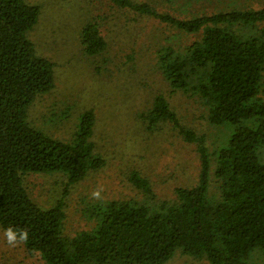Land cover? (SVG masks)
Listing matches in <instances>:
<instances>
[{"label":"trees","instance_id":"obj_1","mask_svg":"<svg viewBox=\"0 0 264 264\" xmlns=\"http://www.w3.org/2000/svg\"><path fill=\"white\" fill-rule=\"evenodd\" d=\"M105 4L118 11L120 21L129 20L83 21L79 53L88 64L97 59L90 68L110 79L112 70L101 67L116 66L122 44L137 64L134 20L164 24L171 36L160 33L151 63L167 82V93L186 100L179 110L188 109L197 121L180 116L203 132L183 124L164 94H156L138 118L149 135L168 127L187 143V156L197 154L195 183L176 186L163 198L155 192L161 182L132 170L124 184L135 196H88L85 203L77 192L108 165L95 136L97 117L93 109L79 113L67 142L29 122L34 101L54 89V64L31 41L38 7L0 0V234L8 227L26 229L28 241L19 243L18 254L32 264H167L177 256L192 264H264V0ZM189 37L194 39L186 43ZM112 152L121 160L119 151ZM33 176L44 180L35 183ZM42 188L45 200L38 198ZM73 198L86 204L81 229H70L76 223L68 228Z\"/></svg>","mask_w":264,"mask_h":264},{"label":"rangeland","instance_id":"obj_2","mask_svg":"<svg viewBox=\"0 0 264 264\" xmlns=\"http://www.w3.org/2000/svg\"><path fill=\"white\" fill-rule=\"evenodd\" d=\"M24 1L39 9L38 22L30 34L34 40H31L34 48L39 56L54 64V89L48 95L40 96L34 101L29 110V122L50 137L67 142L77 131L79 113L93 109L97 117L94 123L95 136L100 146V154L107 158L108 165L83 183L85 187L77 192L78 196H85L86 201H83L86 203L88 196L91 198L92 191L98 186L104 189L100 199L103 201L135 196L136 190L131 189L129 184L127 186L124 184L132 170H139L143 174L146 172L161 182V185L155 187V192L163 198L170 197L176 186L195 183L192 179L197 177L199 166L197 154L191 152L187 156L183 148L187 143L184 144L173 136V130L170 131L168 127H158L149 135L140 127V124H144L138 118V113L156 94H164L178 116L188 115V120H191L192 115L188 109L183 107V111L179 110V103H186V100L167 93V82L151 63V53L155 51L156 43L160 40H157L160 33L163 31L162 37L165 38L171 36L168 35V29L164 24L149 18L134 20L133 24H136L135 28L139 34L131 41L133 46L138 48L134 51L136 55L133 59L137 60V64L129 60L127 55L130 50L122 44L123 58L113 63L116 66L101 67L112 70L113 76L109 79L105 73L99 75L91 69L97 63V59L94 64L89 60L88 64L85 60L87 58L79 53L82 28L80 23L93 16H103V19L106 18L107 22L115 25H121L122 21L126 22L129 19L120 21L118 11L106 6L105 0H102V3L90 0ZM192 39L194 38H183L186 43ZM169 40L174 42L172 39ZM163 45L165 46L166 42ZM179 118H182L183 124L192 126L186 123L183 117ZM193 118L197 121L195 117ZM192 127L199 135L203 132L200 126ZM113 150L119 151L121 160L117 158V153L113 154ZM131 154L145 155L147 160L132 157ZM33 177V181L38 184L44 180L42 177ZM46 197L47 194L42 188L38 198L45 200ZM75 198L68 208L67 219L69 218L70 224L68 228L76 223L74 228L70 229H81L80 227L83 228L85 224L81 219V212L86 204L81 201L78 203ZM18 245L9 247L5 243L4 234H0V256L4 255L7 259V261L4 259L6 264H32L31 259L18 254ZM167 264H192V261L188 262L186 257L177 256Z\"/></svg>","mask_w":264,"mask_h":264},{"label":"clouds","instance_id":"obj_3","mask_svg":"<svg viewBox=\"0 0 264 264\" xmlns=\"http://www.w3.org/2000/svg\"><path fill=\"white\" fill-rule=\"evenodd\" d=\"M103 187L98 186L91 193V198L95 200L102 199L101 193L103 192ZM29 233L26 229H13L8 227L4 230L5 243L9 247H16L19 243H26L28 241Z\"/></svg>","mask_w":264,"mask_h":264}]
</instances>
